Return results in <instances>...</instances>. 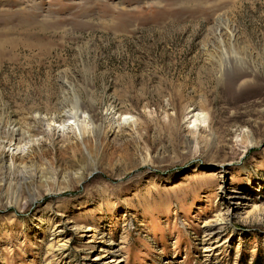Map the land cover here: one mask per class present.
I'll use <instances>...</instances> for the list:
<instances>
[{
    "label": "rangeland",
    "instance_id": "obj_1",
    "mask_svg": "<svg viewBox=\"0 0 264 264\" xmlns=\"http://www.w3.org/2000/svg\"><path fill=\"white\" fill-rule=\"evenodd\" d=\"M63 76L89 82L100 134L83 115L0 134V178L60 172L0 186V264H94L103 239L120 264H264V0H0L2 130L56 113Z\"/></svg>",
    "mask_w": 264,
    "mask_h": 264
},
{
    "label": "bare ground",
    "instance_id": "obj_2",
    "mask_svg": "<svg viewBox=\"0 0 264 264\" xmlns=\"http://www.w3.org/2000/svg\"><path fill=\"white\" fill-rule=\"evenodd\" d=\"M231 26L226 21L219 19L216 22V26L214 27V33L218 34L219 37L222 34L229 33ZM212 34V35H213ZM220 41V40H219ZM223 41V40H222ZM224 43V42H223ZM62 76V75H60ZM245 77V76H243ZM60 88H61V95H60V107L59 110L54 113L53 115H48V113H45V117L41 118L40 114H36L35 116H32L31 118H25V124L21 125L17 123L10 122L8 125V128H5L6 130H2L0 127V134H5V136L10 137L11 139H14L18 142L22 141L26 138L27 134L31 133L35 129H37L35 126H32V123L40 124L41 122H45L47 127L51 126V123L56 122L59 123L61 127L65 126V122H68L69 127L74 122H79L80 117L83 115L89 119L91 124L94 127L95 136L97 137L100 134L101 130V117L99 116L96 106L94 103L93 98L91 97V87L89 82L87 85L83 88V90L86 93V96H83L80 92V90L76 87L74 83H72L66 76L60 77ZM245 78L240 80V83L244 82ZM119 104L116 101H112L111 107L112 109L116 110V112H121V109L118 107ZM189 119H191L192 128L189 133L195 136V138H198L197 136L205 133L207 129H210V123L208 121V113L204 110H200L199 112H193L188 111L187 114H189ZM125 114V113H124ZM38 115V116H37ZM81 126V125H80ZM81 130L84 131V127H81ZM5 131V132H4ZM4 132V133H3ZM245 132V131H244ZM249 133V132H247ZM197 135V136H196ZM44 166V165H43ZM43 166H37L35 159L28 158L25 161L19 162L17 164H7L1 165V168H3L2 178H0V186L5 188H11L14 186L17 192V196L27 194L30 195V191L27 188V181L30 179H37V180H52L53 175L60 173L59 169L56 168L55 171H53V167H43ZM78 170H76L75 175L77 176V182H80L83 177L80 176V171L83 169V165L78 164ZM62 173V172H61ZM48 175V176H44ZM74 175V176H75ZM64 181L66 182L67 178L66 175L63 174L61 176ZM65 188H67L69 185L65 183ZM26 186V187H25ZM48 191V190H47ZM16 193V192H15ZM33 199V198H32ZM261 207H256V211H259ZM41 222V221H40ZM217 219L211 222L212 227H208V229L205 230V240H210L213 236L217 234L216 228H220L217 223ZM215 223V224H213ZM215 225L217 227H215ZM60 231H54L52 235L54 236L53 239H56L57 246L59 249H64L67 244L66 242L60 238L62 234L59 233ZM96 234L92 233L88 235L89 239L87 242H92L95 240ZM103 248L99 250V253L95 255V257L92 259L94 264H120L121 259L117 255L115 250H112L111 242L110 240L103 239ZM105 247V248H104ZM209 249H212L211 246L206 245L204 251H209ZM65 250V249H64Z\"/></svg>",
    "mask_w": 264,
    "mask_h": 264
}]
</instances>
